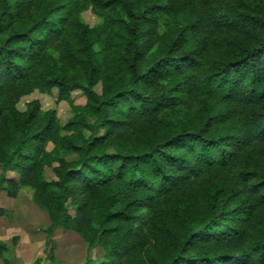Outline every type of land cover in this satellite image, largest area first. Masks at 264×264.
Instances as JSON below:
<instances>
[{
    "label": "trees",
    "instance_id": "obj_1",
    "mask_svg": "<svg viewBox=\"0 0 264 264\" xmlns=\"http://www.w3.org/2000/svg\"><path fill=\"white\" fill-rule=\"evenodd\" d=\"M53 89L86 96L65 124L19 108ZM0 163L52 260L64 227L98 264H264V0H0Z\"/></svg>",
    "mask_w": 264,
    "mask_h": 264
},
{
    "label": "rangeland",
    "instance_id": "obj_2",
    "mask_svg": "<svg viewBox=\"0 0 264 264\" xmlns=\"http://www.w3.org/2000/svg\"><path fill=\"white\" fill-rule=\"evenodd\" d=\"M82 17L90 25L98 24L101 21V19L91 9L83 11ZM95 89L100 92L101 85H97ZM33 100H38L43 110L54 109L56 111V116L59 120V123L63 125L69 118L73 117L75 113L73 110V105H84L86 102V96L80 90L65 92V97H60L58 89H53L50 92L35 90L27 95H24L19 101L18 106L19 108L25 110L28 108L29 103ZM49 148H52V144L49 146ZM56 164L57 163H54V165ZM1 175L2 164L0 163V177ZM6 176L7 178L18 179L19 173L15 171H8ZM45 176L49 180L56 179L55 172L50 166L46 168ZM5 183L6 182H4V184ZM12 198H16V200L14 201ZM0 203V208L7 210L6 213L0 214V239L11 246V248L5 253L6 259L8 260L7 263L10 264V257L14 254L15 247L17 246L20 237L22 235H29L35 237L36 239L45 241L43 247H40L36 250L37 259L39 257H44V259H42L38 264H58L56 260L46 257L47 254L52 251L51 245H47L46 243L48 239L47 228L51 221L48 212L34 203L33 189L30 187H21L17 196L12 197L8 195L6 189L1 188ZM12 203H16L17 206L13 208L11 205ZM60 228L62 229L58 232L56 228L54 234L50 237L54 244V238L56 236L59 238V240H63L67 234H70L77 239H83V237H81L75 231L66 229L64 227ZM93 248H96L97 251H92V255L98 256V261L96 262L99 263L104 259V250L99 245L88 249L91 250ZM99 256L101 258H99ZM36 260L34 264H37ZM88 260L90 261L86 262L85 264H92L95 261V259L90 258V255ZM0 264H5L2 259H0Z\"/></svg>",
    "mask_w": 264,
    "mask_h": 264
},
{
    "label": "crops",
    "instance_id": "obj_3",
    "mask_svg": "<svg viewBox=\"0 0 264 264\" xmlns=\"http://www.w3.org/2000/svg\"><path fill=\"white\" fill-rule=\"evenodd\" d=\"M12 199H14V201L16 200V198ZM11 205L13 208L17 206L16 203H12ZM61 229L62 228L60 227L57 228V232ZM54 241L56 248L54 249L53 254L58 264H85L89 255L91 259H95L92 264L98 263L96 262L98 261V256L92 255V251L95 252L97 249L93 248L95 250H89L86 242L82 238L77 239L74 236L67 234L65 239L59 240L56 236ZM44 242V240H39L29 235H22L15 247L14 254L10 257V264H34L37 259L36 250L43 247ZM99 258L101 257L99 256Z\"/></svg>",
    "mask_w": 264,
    "mask_h": 264
}]
</instances>
